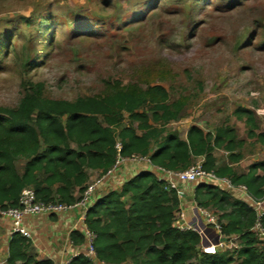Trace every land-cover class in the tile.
Masks as SVG:
<instances>
[{
    "label": "trees",
    "instance_id": "1",
    "mask_svg": "<svg viewBox=\"0 0 264 264\" xmlns=\"http://www.w3.org/2000/svg\"><path fill=\"white\" fill-rule=\"evenodd\" d=\"M23 89L17 107L0 108V210L18 208L24 189H30L37 202L72 206L81 199L74 198V189L81 196L87 189L85 169L106 175L118 156L146 157L152 166L170 172L185 171L202 158L204 171L245 186L254 199L264 194V161L250 165L243 175L228 165L216 166L215 150L229 153L231 164L243 158L239 151L245 142L237 139L232 128L208 133L191 126L185 140L167 129L186 103L182 99L170 103L160 85L141 89L108 83L103 96L74 101L46 98L41 83L25 82ZM148 106L149 113L142 112ZM234 116L244 120L247 138L264 149V132L259 131L254 113L239 107ZM19 161L25 162L22 174L16 170ZM164 184L152 171H145L86 211L84 224L94 235L92 245L99 263L232 264L237 259V264H264V239L250 231L256 219L250 207L231 192L196 186L197 207L218 213L221 235L237 236L240 247L233 252H199L200 236L176 229L179 198L175 191H166ZM261 222L264 228V218ZM70 239L74 245L85 242L78 231ZM30 246L28 238L12 234L6 263L53 264L36 261L29 254ZM69 264L93 263L79 255Z\"/></svg>",
    "mask_w": 264,
    "mask_h": 264
},
{
    "label": "rangeland",
    "instance_id": "2",
    "mask_svg": "<svg viewBox=\"0 0 264 264\" xmlns=\"http://www.w3.org/2000/svg\"><path fill=\"white\" fill-rule=\"evenodd\" d=\"M0 49V108L17 107L25 82L65 101L160 85L186 103L169 131L230 127L245 140L240 170L259 158L234 111L264 132V0H0Z\"/></svg>",
    "mask_w": 264,
    "mask_h": 264
},
{
    "label": "crops",
    "instance_id": "3",
    "mask_svg": "<svg viewBox=\"0 0 264 264\" xmlns=\"http://www.w3.org/2000/svg\"><path fill=\"white\" fill-rule=\"evenodd\" d=\"M179 138L181 140H185L186 134L184 138H181L180 136ZM239 140L245 142L244 139ZM252 141L253 144L255 143L259 158L248 162L244 170H240L238 167L242 164L243 158L239 162L231 164L229 161L230 154L226 152L225 153L228 155L227 160L225 159L222 162H219L216 158L215 152L221 150H215L213 152V155L216 158V166L220 167L228 165L232 167L238 175L246 174L250 165L264 161L263 147L256 143L255 140ZM195 163H203V159L197 158L194 161V164ZM24 164V161L16 163V170L18 174H22ZM145 171H152L154 175L156 174L154 168L148 166L147 164L125 162L105 179L103 178L101 184L87 199L83 207H73L70 210L58 214L26 217L23 221L22 229L26 234H28V239L31 243L29 254L36 261L50 260L53 264H69L73 258L79 255L83 256L86 249L85 242L83 245H74L70 236L74 231L81 233L83 224L80 221L83 215H85V212L108 192H120L122 185L126 181ZM85 173L88 178L87 187L104 176L101 175V172L98 170L85 169ZM258 175H261V172H258ZM176 187L182 193V196L179 198V207L178 212L175 214V223L178 221L183 223L185 226L192 227L200 236L201 241L198 249L199 252H222L220 242L223 240L225 241L226 237L224 238L221 236V234L214 227L207 224L204 215L200 212L201 208L197 207L194 202L193 194L196 185L177 182ZM73 196L76 200L81 197V193H79L78 189H74ZM233 196L236 197V195ZM240 201L244 203V200ZM11 235L10 222L0 218V264H7L8 243ZM91 262L93 264H102L94 258ZM239 262L240 260L236 259L232 264H237ZM124 264L131 263L126 262Z\"/></svg>",
    "mask_w": 264,
    "mask_h": 264
},
{
    "label": "built area",
    "instance_id": "4",
    "mask_svg": "<svg viewBox=\"0 0 264 264\" xmlns=\"http://www.w3.org/2000/svg\"><path fill=\"white\" fill-rule=\"evenodd\" d=\"M115 149L117 150V152L120 151L119 143L116 144ZM125 162L147 164L148 166L154 168L156 177L159 180H163L165 182L164 189L166 191H175L178 198L182 196V193L176 187L177 182L190 183L196 186L211 185L216 187L219 191L231 192L233 195H236L238 199L244 200V203L253 210L256 219L250 231H252L258 239H264V228L261 222L264 218V194L260 199H254L248 193L245 186L233 184L232 181L228 178L217 177L212 171H204L202 168V163H195L182 172H170L152 166L149 159L146 157H132L129 159H123L118 156L113 169L106 175H104L101 179L87 187L86 191L81 196L80 201L72 206H66L56 203L37 202L34 198L33 192L30 189H24L19 197V207L0 210V218L8 220L10 222L12 234L19 233L22 236L28 238V234H26L22 229V224L26 217L58 214L70 210L73 207H83L87 199L101 184L103 178L105 179L109 174L118 169ZM200 212L204 215L207 224L214 227L221 234L218 224V218H215L213 215L209 214L207 210L201 209ZM84 217L85 215H83L80 221L83 224L81 234L84 236L86 244V249L83 253V256L89 260H92L93 258L95 259L94 249L92 245L94 235L86 229L84 224ZM175 227L180 231H194L192 227L185 226L183 223L178 221L175 223ZM220 246L221 250L224 251H237L240 248L238 237H226L225 241L223 240L220 242Z\"/></svg>",
    "mask_w": 264,
    "mask_h": 264
}]
</instances>
